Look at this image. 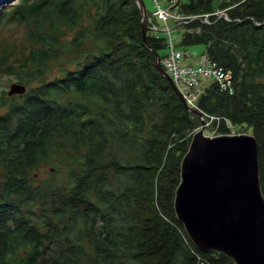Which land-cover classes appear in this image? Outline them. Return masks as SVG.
I'll return each instance as SVG.
<instances>
[{
    "label": "trees",
    "instance_id": "16d2710c",
    "mask_svg": "<svg viewBox=\"0 0 264 264\" xmlns=\"http://www.w3.org/2000/svg\"><path fill=\"white\" fill-rule=\"evenodd\" d=\"M176 9L200 16L172 25L177 48L204 45L233 75L235 93L210 82L198 110L217 134L251 128L264 194V0ZM141 22L137 0H20L0 14V76L27 86L8 96L0 81V264H235L176 216L201 119L155 66L167 35L148 31L151 50ZM11 25L24 41L2 35Z\"/></svg>",
    "mask_w": 264,
    "mask_h": 264
},
{
    "label": "water",
    "instance_id": "95a60500",
    "mask_svg": "<svg viewBox=\"0 0 264 264\" xmlns=\"http://www.w3.org/2000/svg\"><path fill=\"white\" fill-rule=\"evenodd\" d=\"M143 38L147 41L149 14L144 0ZM226 17L221 12L219 17ZM154 29V28H153ZM159 30V29H156ZM155 66L186 107L199 114L201 126L181 162L175 211L192 242L202 251L222 252L235 264H264V194L259 165V143L253 133L207 135L205 114L188 105L156 50ZM27 86L13 83L9 96L24 94Z\"/></svg>",
    "mask_w": 264,
    "mask_h": 264
},
{
    "label": "built area",
    "instance_id": "2783aa9c",
    "mask_svg": "<svg viewBox=\"0 0 264 264\" xmlns=\"http://www.w3.org/2000/svg\"><path fill=\"white\" fill-rule=\"evenodd\" d=\"M152 1L154 4L153 17L161 21L163 26L157 25L155 22L153 23L150 16L148 24L152 28L151 30L163 31L167 35V55L163 59L161 58V63L164 69L174 79L188 105L199 109L197 105L198 99L203 94L205 86L210 82L215 83L222 92L230 95L234 94L235 87L233 75L230 70H226L217 61L209 60L206 55H202L197 64L186 61L187 57L191 55L186 53L185 50L177 48L178 38L177 36L175 37V31L172 25L174 23L187 22L189 19L193 20L200 16L182 15L176 9L178 0ZM221 12L224 11L218 12L219 16ZM205 17H208V14ZM207 80L210 82H207ZM209 124L210 122H207L208 126Z\"/></svg>",
    "mask_w": 264,
    "mask_h": 264
},
{
    "label": "rangeland",
    "instance_id": "374dc122",
    "mask_svg": "<svg viewBox=\"0 0 264 264\" xmlns=\"http://www.w3.org/2000/svg\"><path fill=\"white\" fill-rule=\"evenodd\" d=\"M19 1L20 0H0V14L4 10H8L12 6L16 5ZM144 1H145L148 12L152 13L154 11L153 1L152 0H144ZM158 24L160 26H163V23L161 21H158ZM11 31L16 32V34L19 35L17 37L18 41L19 40L24 41V38H23L24 37V28L23 27L11 25L10 27L3 30L2 35H7ZM160 34L165 36V34L162 32ZM175 37H176V35H175ZM181 49L184 50V48H181ZM205 51H206V49H205L204 45H194V46H190V47L186 48V53L191 54V56L187 57L186 61L198 63L200 61L202 55L205 54ZM58 69H59V64L57 62H53L52 66H51V71L48 73L49 74L48 77L52 78V77L60 75V72ZM0 81H1V89L6 90L7 95H8V91L10 89L11 84L18 82L13 77L6 76V75L0 76ZM207 82H210V81L207 80ZM230 126H231V134L244 133V132L252 133V130L250 127H246V126L233 127L232 125H230ZM205 133L207 135H217L216 130L211 127V124H209V126L208 125L206 126ZM44 169H47V167Z\"/></svg>",
    "mask_w": 264,
    "mask_h": 264
},
{
    "label": "crops",
    "instance_id": "0c3cea01",
    "mask_svg": "<svg viewBox=\"0 0 264 264\" xmlns=\"http://www.w3.org/2000/svg\"><path fill=\"white\" fill-rule=\"evenodd\" d=\"M195 64H197V63H195Z\"/></svg>",
    "mask_w": 264,
    "mask_h": 264
}]
</instances>
